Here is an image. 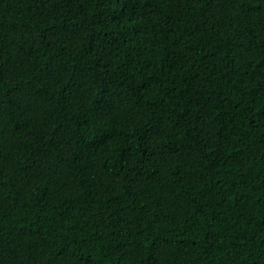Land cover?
<instances>
[{
	"label": "trees",
	"instance_id": "1",
	"mask_svg": "<svg viewBox=\"0 0 264 264\" xmlns=\"http://www.w3.org/2000/svg\"><path fill=\"white\" fill-rule=\"evenodd\" d=\"M0 264H264V0H0Z\"/></svg>",
	"mask_w": 264,
	"mask_h": 264
}]
</instances>
